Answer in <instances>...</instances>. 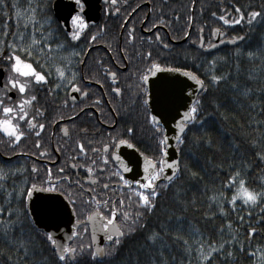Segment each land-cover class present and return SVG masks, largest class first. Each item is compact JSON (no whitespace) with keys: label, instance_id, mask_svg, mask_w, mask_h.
<instances>
[{"label":"trees","instance_id":"obj_1","mask_svg":"<svg viewBox=\"0 0 264 264\" xmlns=\"http://www.w3.org/2000/svg\"><path fill=\"white\" fill-rule=\"evenodd\" d=\"M54 1L48 0L47 7L50 11L46 15L55 20L52 13ZM6 3L9 5L7 8H0V34L3 33L5 25L8 30V35L4 38L5 42L12 39V33L17 30L16 24L19 22L22 25V20H18L12 4L15 3L16 7L23 12L28 7V0H6ZM136 3H149L150 5V7L144 5L139 10L141 15L134 17L139 19L138 25L141 24V18H145L150 13L152 22L164 19L168 37L186 40L176 45L171 51H167L166 61L156 59L154 62L164 67L170 66L191 72L204 82L207 91H201L197 99L200 101L201 114L207 121L203 131L211 138L212 145L209 147L202 142L199 144L194 142L192 139L194 136L202 135L198 127H190V130H187L184 144L178 146L181 162L180 175L167 190L157 197L153 212L144 213L145 227L137 228L135 232L125 236L114 254L103 258V264H151L153 257H155L156 264H160L161 257L158 249L162 244L166 245L163 248L166 264H182V262L188 264L189 256L185 252L183 241L173 239L174 234L177 233L187 239L189 245L192 246L191 264H201L196 251L197 245L193 243L197 239L194 229L199 230L201 243L207 241L205 252L208 251V244L215 242L219 245L223 240H232L236 237V241L231 245L232 257L227 256L229 245L225 244L223 254L213 253L212 259L205 264H264V261L259 259L260 254L264 252V214L260 213L259 207L253 209L241 206L238 200L235 211H232L227 203L224 204L227 215H222L214 202L209 209V197L215 192L225 191L224 181L228 179L229 173L237 168L240 169L242 178L246 179L250 188L259 189L261 183L264 182L262 180L264 161L256 155L257 152L264 151V0H136ZM236 7H240L245 14L252 10L261 11L262 16L257 17L251 25L246 22L234 25L224 24L219 17L225 15L226 19L234 18ZM120 10L121 14L114 16L112 7H103L101 23L97 27H89L85 30L79 41L69 42L62 28L55 31L53 35L58 40L50 41L53 43L52 58L47 59L46 56L41 61V63H46L43 69L45 74L52 69L53 64L63 63L60 57L68 55L73 48L79 51L84 50L86 47L84 44L90 43L86 39L87 36L103 33V40L97 38L91 42H105V44L114 46L119 39L123 17L130 13V10L127 12H123L122 8ZM5 12L8 13L7 17L4 15ZM40 15L43 18L45 14ZM107 15H109L108 19H106ZM189 16L192 17L191 20L188 19ZM57 24H59L57 21L53 23V29H57ZM200 29H203L202 38L206 41V45L212 43L211 34L214 29H219L225 39L242 36L244 41L237 47L222 48L211 54H205L190 46L193 41L200 39ZM185 32L188 33L187 36ZM24 39L27 42V34ZM57 42L66 43V50L56 51ZM248 52L256 53V55L250 58L247 55ZM213 60L214 65H210L209 62ZM0 68L7 69V65L0 63ZM37 70L41 69L38 67ZM54 74L53 70V74L45 85L33 84L31 92L36 96V101L33 102L30 115H36L35 109L37 108L43 112V115L37 116L35 121L45 125L39 137L28 133L18 145H10L7 137L0 133V166L8 172L6 180L2 182L3 188H0V206L6 210L9 206L17 210L27 207L28 204L23 198H18L19 191L31 186L32 183L39 184L42 179L47 178L48 168L44 163L35 164L32 158L15 156V154L26 153L32 156L39 154L41 160L49 158L51 125L57 124L56 127L59 129L64 123L58 122L62 120L61 117L63 119L66 117L65 106L62 102L66 90L59 91L53 88L51 81H53ZM213 74L225 76L226 79L215 85L210 84L209 80ZM49 89L52 91L50 92ZM216 105H219V108ZM129 114L132 117L130 122L134 129L133 143L136 144V148L146 157H157L154 131L146 119L148 115L146 107L141 101H137L131 107ZM21 126L25 127L23 122ZM37 140L40 142L39 148H26L28 144H36ZM253 140L258 141L256 146L252 144ZM42 152L44 155L40 154ZM8 156L10 159L5 160L4 157ZM245 163L249 166L245 167ZM33 166L37 167L36 172L32 171ZM13 170L19 171L13 174ZM190 172H196L198 175L193 177ZM64 187H67V184ZM232 191L234 189L226 192L229 198ZM134 200L135 197H133ZM77 203L79 205V202ZM129 203L127 197L126 205ZM133 210H135V205H133ZM88 211L87 208L78 207L76 216L80 218V221L85 220ZM206 212L215 213V215H205ZM249 212H251V217H249ZM240 216L244 218L242 223L238 219ZM117 219L120 221V214H117ZM20 220L23 223L18 224L12 234L17 240L22 239L26 242L29 247V257L20 260L21 253L16 252L13 245L0 239V252H2L0 264H38L42 258H46L45 264H57L55 252L42 235L44 231L32 225L23 215H20ZM229 221H231V228L228 227ZM249 226L257 230L250 240L247 232ZM165 228L167 234H164L163 229ZM21 229L23 230L22 235ZM153 230L160 232L163 237L155 244L146 239ZM83 232L76 237L71 246L91 243L89 232ZM109 243L105 242L104 246ZM239 243L244 244V251H240ZM249 245L251 250L255 251L256 259L248 254ZM8 256L12 257L11 261L8 260ZM78 259L80 264H91L88 253Z\"/></svg>","mask_w":264,"mask_h":264},{"label":"snow or ice","instance_id":"obj_2","mask_svg":"<svg viewBox=\"0 0 264 264\" xmlns=\"http://www.w3.org/2000/svg\"><path fill=\"white\" fill-rule=\"evenodd\" d=\"M127 0H125V3ZM48 0H28V7L24 9L23 12L16 7V4H12V8L15 9L16 16L18 20H22L21 23L16 24V31L12 33V39L5 42V37L8 35V30L5 25L4 31L0 34V63L7 65V76L4 77L3 87L0 88V133H3L7 137V142L10 145H18L22 138L26 137L28 133H32L39 137L40 131L45 127L43 123H36V117L42 116L43 112L41 109H35L36 115H30L32 110L33 102L36 101V96L32 95L33 84L36 85H45L48 81V78L55 72V76L58 78L57 82L53 85L54 89H59L62 86L68 87L71 91H75L80 94V96H87V90H81V88L75 83L78 73L71 67L72 59L70 57L77 58L79 63H83V60L79 58L83 54L80 51H76L75 48L68 55H62L60 59L63 63H56L52 65L47 74L43 69L46 67V63H41L42 59L47 56V59L52 58L53 53V43L51 40H58L53 33L57 30H61V26L57 24V29H53V23L56 21L46 15L50 9L47 7ZM87 0H75L76 9H74L75 14H69L70 20L65 21L63 24L64 35L69 38V42L79 41L84 35L85 30L89 28V22L85 18V9H86ZM117 0H111V4L115 5ZM9 5L6 3V0H0V8H7ZM134 11V10H133ZM236 16L231 19H226L225 15H221L219 19L224 22V24H239L241 22H246L251 25L257 17L262 16L261 11L252 10L245 14L240 7L234 9ZM116 12H119V8L116 9ZM40 14H45L41 18ZM5 17L8 16V13H4ZM215 16V13H213ZM189 20L192 19L191 16L188 17ZM163 23V20L160 21ZM23 27V31H21ZM155 27V24L153 25ZM103 31V28H101ZM132 29H129V39L132 38ZM202 32L203 29H200ZM219 32V29H214L212 35H215ZM25 34L28 35V40L25 42ZM188 33L185 32V36ZM222 35V33H221ZM156 40L160 41L159 33H155ZM90 42L96 40V35L92 34L87 36ZM151 40V37H149ZM237 40H243L242 36H236L229 38V43H235ZM163 43L162 41H160ZM223 43V41H221ZM165 48L168 47L167 44L163 45ZM201 46L207 48H214L217 45L215 44H203V38L201 37ZM67 44L63 42H57L55 44L56 51H65ZM5 49L7 51L5 52ZM110 50V49H109ZM247 55L251 58L256 53L248 52ZM151 57V52L145 53V58L148 59ZM210 65H214L215 61L209 62ZM34 64L36 66H34ZM41 70H37V68ZM107 71V69H106ZM162 72H181L180 68L174 67H164L160 63L152 62L151 67L148 68L147 74H141L139 76L140 83L137 85L139 93L142 96V104L146 107L149 105L151 98V80L156 78L158 73ZM110 78H112L113 83L116 81V73L108 72ZM186 76H191L192 79L200 86L202 91L206 92L207 88L204 85V82L198 79L195 74L189 73L188 71L183 72ZM226 79L225 76L211 75L209 83L215 85L221 80ZM99 83V81H97ZM158 87H163L162 84H158ZM235 87V85H233ZM51 92L52 89H49ZM113 91L116 94L121 92L119 87L114 88ZM12 93V94H10ZM247 94V93H246ZM13 96L16 99H13ZM77 99L76 96H71V100L75 102ZM67 105L68 101H64ZM219 108V105H216ZM148 122L152 125L155 138V151L158 153V156L146 157L143 176L142 179L129 180L125 178L124 173L130 172L131 167L128 163L125 162L123 157L119 154L118 149L121 146H126L130 149H135L139 152V149L136 148V144L133 143L135 139L133 133L134 129L128 127L126 129V136H113L109 134V141L102 144V147L92 148L93 153H101V159L103 164L109 163V156L112 158V162L118 164L116 171L112 173L113 176L118 177L117 189L123 187L129 193L128 200L129 204L125 205L123 198L119 199L120 207H117L115 202H112L110 198L103 200L97 199L95 195V188L89 187L85 189L82 183L79 180L72 181L70 177L63 175L64 169H57V175L53 178L51 169H47V178L42 179L39 184L32 183L31 186L21 189L19 191L18 198L22 197L26 203L37 197L39 193H48L50 197L59 195L64 198L62 201L63 209L70 211L73 215L76 214L79 207L77 203V197H80V200L83 204L89 205L90 209L85 216V220L82 222L77 220V224L86 225L87 222H91L94 225H98V229L104 233V240L110 242L105 246H95L97 240L96 231L94 228L91 241L87 245L81 243L78 246H71L69 243L64 242L65 238L60 237L59 241L54 237V234L51 231H46L42 233L46 242L52 246L53 251L57 257V264H80L79 257L85 253L89 254L91 264H103V258L111 256L114 254L118 246L121 245L123 238L131 233L135 232L137 228L143 229L144 224V213L147 212L151 214L156 207V199L160 196L163 191L174 183L181 173V162L179 159H168V150L170 147V137L166 134L163 124L161 123V117L159 114H153L151 112L147 115ZM227 119V117H224ZM63 119V117H61ZM181 123L177 124V129L180 134L175 135L174 139L177 144V151H179V145L184 144V136L187 135V130H190V127H198L201 130L202 135L200 137H193L195 143H204L205 145L211 147L212 140L204 132L205 125L207 121L204 119V116L201 114V105L200 101L195 100L190 107L187 108L181 117ZM21 122L25 127L21 126ZM39 129V131H37ZM65 135H67V128L63 129ZM91 144V141L88 142ZM252 144L256 146L258 141L253 140ZM36 147H40L39 140L36 141ZM111 148V151L109 149ZM77 149L79 150V155L84 157L86 155V150L84 145L77 141ZM58 150V149H57ZM44 155V153H40ZM141 156H144V153H140ZM256 155L261 161H264V151L257 152ZM70 159L75 160L76 157L72 156ZM92 165H96V161L92 160L91 164L81 165V167H86L89 174L93 173L95 169ZM245 167H248L245 163ZM72 168H76V164L71 165ZM169 170V171H166ZM15 171L13 170V174ZM33 172H36L35 166L32 168ZM191 176L196 177L198 174L196 172H190ZM8 172L0 166V188H3V181L6 180ZM55 179V182H53ZM89 179L92 180V184L97 183V179L89 176ZM264 180V177H262ZM67 184V187L64 185ZM76 187L79 189L78 193H73L70 189ZM103 189H109V184L104 183L102 185ZM223 188L225 191H219L213 193L209 197V209H211L213 202L216 205L217 210L222 215H227V212L224 208V204L227 203L231 206V210L235 211L237 208V201L241 202V206H247L250 208L259 207L260 213L264 214V182L261 183L259 189L250 188L246 179L242 178L241 171L237 168L235 171L230 172L228 179L224 181ZM117 189H112L113 192H116ZM232 191L230 198L227 196V191ZM87 193V197L83 196V193ZM11 195V193H9ZM133 197L135 200L133 201ZM10 204V202H9ZM133 205H135V210H133ZM106 209L108 215H105L104 211L101 209ZM127 209V210H125ZM60 205L53 204L52 211H59ZM31 209L25 207L23 209H14L11 206L6 210L3 206H0V239L4 242L13 245L14 250L18 253H21L19 256L20 260H24L26 257H29V247L27 246L24 240H17L12 234L14 229L18 224H22L23 221L20 220V215H23L25 219H28L32 225H35L37 221L29 217V212ZM120 214V221H117V214ZM215 215V213L206 212L205 215ZM251 217V212L248 213ZM238 219L243 222L244 218L242 216ZM228 227L231 228V221L228 222ZM75 228V225H74ZM21 235L23 230L21 229ZM83 231L87 232L88 228L83 227ZM164 234H167V229H163ZM197 239L193 241L197 245L196 251L198 253V258L201 261V264L209 261L213 257V253L223 254V249L225 244L229 245V250L227 252L228 257H232L233 253L231 251V245L236 241V237H233L232 240H223L219 245H216L215 242L208 244V251L205 252V243L200 242V233L198 229H194ZM257 230L254 227L249 226L247 229L248 238L251 239L253 233ZM80 235L77 231L73 230L71 237H76ZM69 237L68 239H71ZM160 232L153 230L150 234L147 235L146 239L151 241L153 244L156 243L158 239H162ZM174 240H182L185 246V252L189 256L188 264H191V253L192 246L189 245L188 240L180 236L178 233L174 234ZM166 245H161L158 249L159 255L161 257L160 264H166L163 256V248ZM79 249V250H78ZM240 251H244V244L239 243ZM249 255L256 259L255 251H252L249 245ZM2 254V252H0ZM175 259V257H173ZM260 260L264 261V252L260 254ZM8 260L11 261L12 257L8 256ZM46 258H42L38 264H45ZM151 264H156L155 257L152 258ZM183 264V262H182Z\"/></svg>","mask_w":264,"mask_h":264},{"label":"flooded vegetation","instance_id":"obj_3","mask_svg":"<svg viewBox=\"0 0 264 264\" xmlns=\"http://www.w3.org/2000/svg\"><path fill=\"white\" fill-rule=\"evenodd\" d=\"M144 5L150 7L149 3L137 4L136 0L126 3L117 0L115 5H112L111 0H108L106 4H102L99 21L95 26L89 27H97L101 23L103 7H112V9H114V16H119L121 14L120 8L123 9V12L130 10V13L123 17L119 39L114 46L112 44H105V42H86L84 44V46H86L85 49L80 51L83 54L79 59L83 60V63H79L75 57H70L73 62L71 67L78 73L75 83L82 91L87 90L88 95L82 97L79 93L71 91L66 86H62L58 89L59 91L61 89L63 91L66 90L62 100L66 110V117L58 122L64 123L59 129L56 127L57 124L51 125V153H48L49 158L47 160L39 159V154L35 156L26 153L15 154V156L32 158L35 164L44 163L48 169H51L53 178L57 175V169L63 168V175L70 177L72 181L79 180L85 189L94 187L97 199L103 200L110 198L112 202L117 204L118 208L120 207L119 199L123 198L126 205V198L128 196H125V194L129 195L127 190L123 189L122 186L117 189L118 177L112 175V173L116 171L118 164L113 163L110 156L109 163L103 164L101 153H93L91 149L101 148L103 143L109 141V134L113 136H126V129L131 127L130 118L132 117L129 114L131 107L134 106L137 101L142 102V96L137 88V85L140 83L139 76L141 74H147V70L151 67V63L154 60L162 59L166 61L167 51H171L176 45L186 41L171 36L168 37L166 31L167 25L164 19H161L163 23L160 22L161 20L159 22H152L150 20V13H148L145 18H141V24L138 25L139 19H135L134 17L140 14L139 10L142 9ZM129 6L132 7L127 9ZM124 7H126V9ZM117 8H119V12H116ZM106 17V19H108L109 15ZM154 24L155 27H153ZM129 29L133 30L131 40L129 39ZM157 32L160 35V41L163 43L156 40L155 33ZM103 35V33L101 35L96 34V39L102 38L103 40ZM202 35L203 32H200V39L203 37ZM149 37H151V40H149ZM211 38V44H213L212 34ZM200 39L195 42L193 41L190 46L205 54H211L204 51L207 47L199 49L196 46L199 44ZM164 44H167L168 47L165 48L163 46ZM203 44L206 45L204 39ZM164 50L165 52H163ZM148 52H151V57L146 59L145 53ZM0 69L4 70V77H6L7 70L5 68ZM108 72L116 73L115 83H113L112 78L108 76ZM57 79L58 78L54 74V82L51 81L52 86L57 82ZM97 81H99V83H97ZM2 82L4 83V79ZM117 87L121 89L119 94L113 91V89ZM71 96L77 97L75 102L71 100ZM65 100L68 101L67 105L64 103ZM147 111L148 113L150 112L148 105ZM64 128H67V135H65L63 131ZM77 141H80L84 145L86 150V155L84 157L79 155ZM89 141H91V144L88 143ZM26 148L37 147L36 144L33 143L31 145L28 144ZM109 151H111V148ZM118 152L131 167L130 172L124 173L125 178L129 180L142 179L146 156H141L140 151L137 152L135 149H130L126 146H121ZM136 154L141 156V158H138ZM72 156H75L76 159H70ZM4 159L9 160L10 156L4 157ZM92 160L96 161V165H92L95 171L89 174L87 168L81 167V165L91 164ZM72 164H76L77 167L72 168ZM35 168L37 169L36 166ZM89 176L97 179L95 185L92 184V180L89 179ZM53 182H55V179H53ZM104 183L109 184V189L102 188ZM112 189H117V191L113 192ZM70 190L73 193L79 192V189L76 187ZM87 195L86 192L83 193L84 197H87ZM77 200H80L79 196ZM55 201L59 203L58 199ZM79 207L82 209H90L89 205H81L80 202ZM101 210L104 211L105 215H108L106 209L102 208ZM73 216L74 222L68 232H72L73 230L83 232L82 228L84 226L88 228L89 234H91L94 228L100 231L98 225H94L91 222H87L86 225L77 224V220H80V218H78L76 214ZM81 221L83 222L84 220ZM117 221L119 220L117 219ZM63 228V232H66L67 227L63 226ZM76 237H71V239H68L67 243L71 245V243L76 240ZM103 237L104 233L102 232V236L100 237L102 243L100 242V246H104L105 242H107Z\"/></svg>","mask_w":264,"mask_h":264},{"label":"water","instance_id":"obj_4","mask_svg":"<svg viewBox=\"0 0 264 264\" xmlns=\"http://www.w3.org/2000/svg\"><path fill=\"white\" fill-rule=\"evenodd\" d=\"M124 3L125 0H119ZM133 0H127L132 2ZM108 0H87L85 9V18L89 22V26H95L100 19V11L102 4H106ZM76 9L75 2L73 0H55L52 4V13L55 20L59 23L63 29L65 21L70 20V13L75 14ZM65 31V30H64ZM221 31L212 35L213 44L217 45L214 48H207L204 51L206 53L215 52L224 47H235L240 45L244 41L237 40L235 43H229L228 40L224 39V35ZM223 41V43H221ZM199 49H202L201 40L196 45ZM184 71L177 72H162L158 73L156 78L151 80V98L149 102V111L153 114H159L161 117V123L167 135L170 137V147L168 150V159H179V153L176 149L175 135L180 134L177 129V124L181 123V117L187 108L192 105L202 89L196 83L191 76L183 74ZM4 70L0 69V87H3ZM158 84H162L163 87H158ZM12 94V93H10ZM15 99V96H13ZM182 135V134H180ZM138 158L141 156L137 155ZM169 171V170H166ZM58 199L59 203L55 201ZM63 197L56 195L50 197L48 193H39L37 197L33 198L28 207L31 209L29 212L30 217L35 219L37 223L35 226L44 232L51 231L54 237L58 239L60 236L65 238L64 242L68 241L71 237L72 232H68L72 223L74 222L73 214L63 209ZM53 204H59V211L53 212ZM33 216V217H32ZM67 227L66 232L62 229ZM61 228V229H60ZM91 231V234L92 235ZM97 240L95 246H100L102 243L100 237L102 236L101 231H96ZM92 242V241H91ZM101 242V243H100ZM52 248V246H51Z\"/></svg>","mask_w":264,"mask_h":264},{"label":"rangeland","instance_id":"obj_5","mask_svg":"<svg viewBox=\"0 0 264 264\" xmlns=\"http://www.w3.org/2000/svg\"><path fill=\"white\" fill-rule=\"evenodd\" d=\"M78 202H80L81 205H83V203L81 202V200H77ZM78 233H81V232H78Z\"/></svg>","mask_w":264,"mask_h":264}]
</instances>
